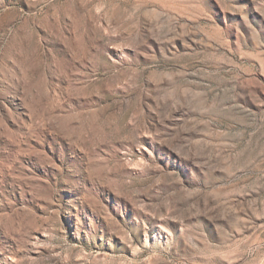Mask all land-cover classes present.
Returning <instances> with one entry per match:
<instances>
[{
    "label": "rangeland",
    "instance_id": "rangeland-1",
    "mask_svg": "<svg viewBox=\"0 0 264 264\" xmlns=\"http://www.w3.org/2000/svg\"><path fill=\"white\" fill-rule=\"evenodd\" d=\"M0 264H264V0H0Z\"/></svg>",
    "mask_w": 264,
    "mask_h": 264
}]
</instances>
